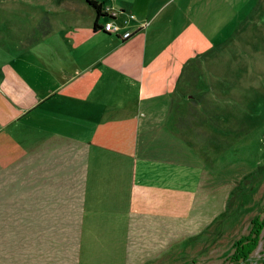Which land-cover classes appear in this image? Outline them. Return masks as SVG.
<instances>
[{"label": "crops", "instance_id": "0c3cea01", "mask_svg": "<svg viewBox=\"0 0 264 264\" xmlns=\"http://www.w3.org/2000/svg\"><path fill=\"white\" fill-rule=\"evenodd\" d=\"M102 1L118 28H102L106 15L93 27L91 5L84 16L65 2L71 16L39 32L23 65L0 67V117L5 115L3 125L14 124L11 133L0 132V164L9 165L10 152L19 149L68 150L71 162L81 153L83 173L70 187L81 200L78 264L138 263L133 254H154L173 241L175 208L186 217L200 183L199 163L188 164L183 139L191 93L180 89L189 87L169 81V67L151 64L173 50L176 39L203 37L207 22L215 25L220 18L214 15L237 2ZM126 29L132 32L123 37Z\"/></svg>", "mask_w": 264, "mask_h": 264}, {"label": "rangeland", "instance_id": "374dc122", "mask_svg": "<svg viewBox=\"0 0 264 264\" xmlns=\"http://www.w3.org/2000/svg\"><path fill=\"white\" fill-rule=\"evenodd\" d=\"M65 2L89 16L84 0H0V67L6 62L23 65L25 50L39 32L51 21L71 16L64 11ZM235 3L231 11L221 8L214 15L216 21L220 18L215 25L207 22L203 37L176 39L173 50L151 64L169 67V81L190 88L180 89L191 93L183 139L190 149L188 164L199 163L200 183L190 213L181 218L175 208L173 241L154 248V254L145 249L142 255L148 256L133 254L139 262L125 264L264 260V227L246 260L232 255L233 242L248 232L250 218L264 213V0ZM212 29L215 34L209 33ZM5 123L1 114L0 127ZM10 126L14 124L3 125L0 132L11 133ZM21 150L10 152L9 165L0 164V264H78L81 200L70 187L83 173L82 155L71 162L74 152L68 150ZM48 177L50 183L38 184Z\"/></svg>", "mask_w": 264, "mask_h": 264}, {"label": "trees", "instance_id": "16d2710c", "mask_svg": "<svg viewBox=\"0 0 264 264\" xmlns=\"http://www.w3.org/2000/svg\"><path fill=\"white\" fill-rule=\"evenodd\" d=\"M85 1L89 5H91L95 11L93 27H96L98 25L96 20L100 15H106V19L114 17L113 13H111V12L108 13L106 11V9L104 8L102 0H85ZM102 28H103V26H102ZM131 32H132V30H131ZM131 32H129L127 35H129ZM127 35H125V36H127ZM125 36H123V37H125ZM249 221H250V228H249L248 232L246 234L236 238L233 242L232 255L237 260H240V259L246 260L247 257L249 256L250 251L257 244L259 233H260L261 229L264 227V213H262L261 215L259 213L255 214L254 216H252L250 218Z\"/></svg>", "mask_w": 264, "mask_h": 264}, {"label": "built area", "instance_id": "2783aa9c", "mask_svg": "<svg viewBox=\"0 0 264 264\" xmlns=\"http://www.w3.org/2000/svg\"><path fill=\"white\" fill-rule=\"evenodd\" d=\"M113 13V12H111ZM103 28L106 29V30H113V29H116L118 28V25L117 24H114L113 22V18H107L103 24H102ZM129 32H131V29H126L125 31L122 32V36H125L127 35Z\"/></svg>", "mask_w": 264, "mask_h": 264}, {"label": "water", "instance_id": "95a60500", "mask_svg": "<svg viewBox=\"0 0 264 264\" xmlns=\"http://www.w3.org/2000/svg\"><path fill=\"white\" fill-rule=\"evenodd\" d=\"M261 264H264V260H263V262Z\"/></svg>", "mask_w": 264, "mask_h": 264}]
</instances>
